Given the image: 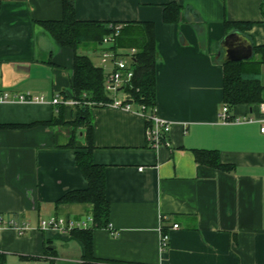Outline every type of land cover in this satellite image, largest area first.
Listing matches in <instances>:
<instances>
[{"label": "crops", "instance_id": "obj_1", "mask_svg": "<svg viewBox=\"0 0 264 264\" xmlns=\"http://www.w3.org/2000/svg\"><path fill=\"white\" fill-rule=\"evenodd\" d=\"M170 3L185 7L177 24L164 22ZM261 5L262 0H75L81 22L155 24L156 112L172 123L171 148L156 150L142 115L93 108V159L105 168L111 206L110 228L93 231L95 258L123 264H264L262 114L259 106L239 105L231 117L253 123L220 120L225 64L219 57L221 43L235 32L253 47L264 46ZM63 15V0H0V95L46 99L0 103V217L31 226L23 236L0 226V264H81L85 255L71 233L36 229L56 216L83 222L93 210L90 204L58 203L88 186L75 151L67 148L73 129L52 125L59 114L51 102L71 91L75 54L40 23ZM226 22L256 25L228 33ZM261 78L264 86V66ZM75 114L67 107L64 120L74 121ZM195 151L218 152L231 170L199 164ZM165 229L169 241L163 250Z\"/></svg>", "mask_w": 264, "mask_h": 264}, {"label": "trees", "instance_id": "obj_2", "mask_svg": "<svg viewBox=\"0 0 264 264\" xmlns=\"http://www.w3.org/2000/svg\"><path fill=\"white\" fill-rule=\"evenodd\" d=\"M63 18L59 21H46L40 23L42 28L63 49L74 52L73 77L71 91L60 94L65 99L77 101L76 117L72 122L64 120L65 109L69 106L59 105V117L52 122L62 126H70L73 135L67 145L68 149L75 151L76 166L87 182V189L71 191L65 194L60 204H90L93 206V224L89 229H76L71 235L84 246L85 255L81 264H123L114 261H101L93 255V231L95 229L110 228L111 206L106 197V179L104 166L97 165L93 159V116L94 107H107L110 102L105 91V73L96 66L92 59L85 54H79L83 45L93 44L100 49L103 40L112 34L111 26L122 25L117 38L120 48H135L137 55L134 59V76L125 94L128 103L146 108V114L156 110L157 102V39L155 24L151 22L105 23L81 22L76 18L75 0H63ZM185 7L170 3L164 6V22L177 24L183 20ZM261 16L264 24V0L261 5ZM256 25L255 22H226L228 33L238 31L245 33ZM264 66V46H254V57L248 61L226 64L224 78V105L229 112L239 105L259 106L264 104V86L262 85L261 67ZM97 105V106H94ZM72 108V107H71ZM233 118V117H232ZM147 122V128L151 123ZM11 128H25L27 126L10 125ZM82 134V138H81ZM83 139L84 145H80ZM196 161L204 166L220 171H230L231 167L222 165L216 151H195ZM167 230L163 233L168 235ZM30 259V258H27Z\"/></svg>", "mask_w": 264, "mask_h": 264}, {"label": "built area", "instance_id": "obj_3", "mask_svg": "<svg viewBox=\"0 0 264 264\" xmlns=\"http://www.w3.org/2000/svg\"><path fill=\"white\" fill-rule=\"evenodd\" d=\"M113 29L112 34L107 36L97 51L98 54V66L103 69L105 77V91L110 98V102L106 104L107 107L120 109L127 112L135 111L142 115L144 119L150 121L151 125L147 128V139L152 149H159L162 147L171 148L170 134L172 131V123L167 120L160 118L157 112L152 114H146V108L139 106L138 110H133L134 105L126 102L125 90L130 86L134 76L133 65L134 59L137 55L135 48H120L117 46V38L122 30V25L111 26ZM123 95V98H120ZM11 102V103H45L46 99L44 96H32L28 95H12L4 93L0 95V103ZM51 104L53 106H69L76 107L77 101L72 99H65L63 95L58 94L54 97ZM97 106V105H94ZM100 107L103 104L99 105ZM262 119L261 133L264 134V104L259 105ZM220 120L224 123L236 122V123H253V119H234L231 117L229 108L224 105L220 112ZM93 224L92 218L86 221H71L63 217H52L47 220L40 221L37 230H55L59 232L71 233L76 229H89ZM0 226L2 228L14 229L20 236L25 235L31 230L29 224H18L14 220L5 221L4 218L0 217ZM175 229H178V225H174ZM169 236L162 233L161 237V248L165 250L168 246Z\"/></svg>", "mask_w": 264, "mask_h": 264}, {"label": "water", "instance_id": "obj_4", "mask_svg": "<svg viewBox=\"0 0 264 264\" xmlns=\"http://www.w3.org/2000/svg\"><path fill=\"white\" fill-rule=\"evenodd\" d=\"M254 56V47L248 38L240 33H232L221 43L219 57L222 64L251 60Z\"/></svg>", "mask_w": 264, "mask_h": 264}, {"label": "rangeland", "instance_id": "obj_5", "mask_svg": "<svg viewBox=\"0 0 264 264\" xmlns=\"http://www.w3.org/2000/svg\"><path fill=\"white\" fill-rule=\"evenodd\" d=\"M97 46L93 44L83 45L79 48L78 53L79 54H85L88 55L90 58H92L93 62L98 64V54L96 52ZM120 98H123V95H120Z\"/></svg>", "mask_w": 264, "mask_h": 264}]
</instances>
